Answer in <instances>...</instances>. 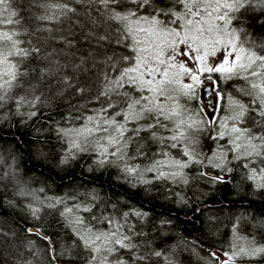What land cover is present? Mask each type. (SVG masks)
I'll list each match as a JSON object with an SVG mask.
<instances>
[{
	"label": "snow or ice",
	"instance_id": "obj_1",
	"mask_svg": "<svg viewBox=\"0 0 264 264\" xmlns=\"http://www.w3.org/2000/svg\"><path fill=\"white\" fill-rule=\"evenodd\" d=\"M33 2L40 14L33 18L37 23L31 28L49 34L62 50L53 49L45 56L46 49L23 39L31 31L25 28L12 0H0V107L15 100L18 111L26 104L35 109L41 101L35 95L39 81L51 84L55 80L58 95L71 89L88 105L97 106L79 105L73 109L75 115L69 112L68 119L79 124L60 128L59 133L72 137L71 149L94 147L100 164L115 158L130 177L148 172L155 179L185 183L183 170L191 164L223 170L233 160L243 161L238 166L244 170V178L264 189V38L258 39L246 22L251 12L259 11L264 17V0ZM85 44L86 51L80 52ZM64 52H70L71 58ZM38 57L45 60V66L30 68ZM36 72L38 78L33 76ZM205 80L216 83L217 89L220 81L235 82V94L228 96L226 107L221 103L220 111L225 114L209 117L207 123L197 118L199 114L186 115L185 107ZM19 91L24 94L17 98ZM36 115L31 111L28 118ZM205 129L213 142L222 143L210 156L200 158L194 146ZM139 159L148 164L142 168L130 163ZM212 180L224 182L220 176ZM63 203L56 200L48 206ZM29 208L39 219L40 209ZM80 212L92 214L85 217L77 214ZM59 214L73 229L74 243L88 254L85 264H147L150 260L152 253L142 252L137 242L142 231L127 224L130 213L124 212L119 219L98 216L92 207L74 204L65 205ZM233 230L235 241L229 251L223 256L211 253L216 264H243L264 254V245L239 235L235 225ZM27 232L51 244L39 228ZM154 255L160 257L162 252L154 251Z\"/></svg>",
	"mask_w": 264,
	"mask_h": 264
},
{
	"label": "trees",
	"instance_id": "obj_2",
	"mask_svg": "<svg viewBox=\"0 0 264 264\" xmlns=\"http://www.w3.org/2000/svg\"><path fill=\"white\" fill-rule=\"evenodd\" d=\"M12 2L25 28L31 31V36L23 39L46 49L45 56L53 49L62 50L49 34L31 28L37 23L33 18L40 14L33 0ZM261 20L264 17L255 11L246 21L258 39L264 38ZM86 49V44L79 47L80 52ZM64 55L71 58L70 52ZM44 66L42 57L29 64L37 70ZM38 75L33 73L34 77ZM234 83L227 81V90L220 84L216 88L220 96L216 116L222 115L221 103H228V96L235 94ZM23 94L19 91L17 98ZM35 95L41 97L35 109L26 104L18 111L15 100L0 107V264H85L88 254L74 243L77 237L73 229L59 214L65 205L74 204L92 207L98 216L119 219L124 212L130 213L127 224L143 233L137 241L141 251L152 253L147 264H216L211 253L223 256L229 251L234 225L239 233L264 242V189H257L255 183L244 178V170L238 166L243 161L233 160L223 170L191 164L186 168L187 183L155 179V174L148 172L143 174L148 179L130 177L124 173L122 162L111 158V163L100 164L94 147L73 150L70 138L59 133L60 128L78 126V121L68 119L70 111L76 114V106L94 109L96 105H88L71 89L58 95L55 80L51 84L40 80ZM31 111L37 115L29 119ZM202 117L207 123L203 113ZM200 142V158L210 156L222 143L213 142L207 129L200 132ZM130 163L144 167L148 161ZM201 172L207 175L201 176ZM214 176L222 177L224 182H213ZM56 200L64 203L55 208L48 206ZM29 205L40 209L39 219L33 217ZM136 212L147 215L136 216ZM77 214L90 217L92 213ZM28 228H39L51 244L39 235L29 234ZM154 251L162 252V256L156 257ZM243 264H264V254Z\"/></svg>",
	"mask_w": 264,
	"mask_h": 264
},
{
	"label": "rangeland",
	"instance_id": "obj_3",
	"mask_svg": "<svg viewBox=\"0 0 264 264\" xmlns=\"http://www.w3.org/2000/svg\"><path fill=\"white\" fill-rule=\"evenodd\" d=\"M219 84L221 85L222 89L227 90V82L220 81ZM216 88H217L216 83H214V82L209 83L207 80H205L204 83L200 87L197 88L196 97L194 99L186 102L185 107L188 109V112L186 113V115H191L193 117H197V114H199L197 118L204 120V118L202 117V113H203V115L205 116V118L207 120L209 117L214 119L216 116V113H217V109L219 107V99H220L219 93L216 90ZM213 92H217V95H213ZM181 103H185L183 98H181ZM198 103H199V105H198ZM224 105L226 107L227 103ZM199 106H200V108H199ZM213 107H215V109H216L215 113H213ZM224 114L225 113H222L221 116H223ZM69 138L71 141L72 137H68V139ZM198 141H199V143L194 146L197 151L202 146V144L200 142V133L198 134ZM175 158H180V157L177 156ZM113 159L115 160V158H113ZM183 171L186 174V169H184ZM143 174H146V172ZM144 177H146V176L142 175V178H144ZM239 235L246 236L249 239H252L251 237L247 236L244 233H239ZM234 241H235V236H233V238L231 239L230 244L233 243ZM256 243L260 244V245H264V242H261V241H256ZM259 256H261V255H259Z\"/></svg>",
	"mask_w": 264,
	"mask_h": 264
}]
</instances>
